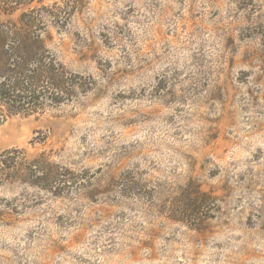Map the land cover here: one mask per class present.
I'll use <instances>...</instances> for the list:
<instances>
[{
	"label": "rangeland",
	"instance_id": "374dc122",
	"mask_svg": "<svg viewBox=\"0 0 264 264\" xmlns=\"http://www.w3.org/2000/svg\"><path fill=\"white\" fill-rule=\"evenodd\" d=\"M23 2L0 264H264V0ZM51 66L68 95L11 89Z\"/></svg>",
	"mask_w": 264,
	"mask_h": 264
},
{
	"label": "trees",
	"instance_id": "16d2710c",
	"mask_svg": "<svg viewBox=\"0 0 264 264\" xmlns=\"http://www.w3.org/2000/svg\"><path fill=\"white\" fill-rule=\"evenodd\" d=\"M24 0H0V10L3 11L4 13L6 12H11L13 11L15 8L19 7L20 5H23ZM25 43V40H23L21 42V44ZM3 42H2V38L0 36V52L2 51L3 48ZM37 56H38V52H36ZM40 59V58H38ZM5 61V57H3L2 55L0 56V63H3ZM5 63V62H4ZM6 64V63H5ZM18 71H24V70H20L21 68L18 67ZM17 74H19L20 76L24 75L23 72H18ZM54 68L51 67H47L46 69L43 68V70H40L39 72H35L33 74V76L31 77V80L28 81L24 80V79H16L14 83V85L11 87L12 90H16L19 91L21 89V87H25V84H27L30 88H25L27 92L29 93H36L38 88H40L39 84L43 83V81L41 80V78L43 77V73H47V84L50 85V87L53 90H58V92H60L59 90H61V94L63 95H68V88L66 86V84L64 83V90L62 87H60V83L62 82L59 76H55L54 73ZM52 76V77H51ZM8 78V76L4 75V79L6 80ZM50 82V83H49ZM5 84H2V86H4ZM1 87V86H0ZM9 88V87H8ZM1 95L5 96L6 99H9L10 94H8V92L5 91H1L0 93Z\"/></svg>",
	"mask_w": 264,
	"mask_h": 264
}]
</instances>
